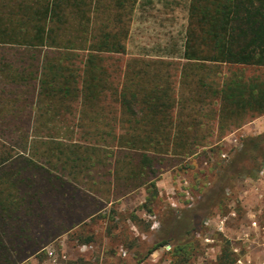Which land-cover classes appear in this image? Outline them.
I'll use <instances>...</instances> for the list:
<instances>
[{
	"label": "trees",
	"instance_id": "obj_1",
	"mask_svg": "<svg viewBox=\"0 0 264 264\" xmlns=\"http://www.w3.org/2000/svg\"><path fill=\"white\" fill-rule=\"evenodd\" d=\"M110 3L114 12L108 15L97 0H0V45L28 54L27 69L30 76L37 73L38 84L33 122L16 128L12 158L26 166L42 160L74 178L103 169L107 181L88 178L95 193L106 183L117 197L149 187L153 199L164 161L211 151L248 118L264 115V0H190V28L177 59L163 51L156 58H124L125 23L136 0ZM247 70L260 74L245 78ZM24 151L30 155L24 157ZM263 162L264 133L245 138L192 206L184 239L173 240L180 230L162 224L160 245L189 244L232 179L253 177ZM1 194L0 202H7ZM0 247L1 258L4 251L24 253L14 242L0 240ZM28 256L5 262L18 264Z\"/></svg>",
	"mask_w": 264,
	"mask_h": 264
},
{
	"label": "rangeland",
	"instance_id": "obj_2",
	"mask_svg": "<svg viewBox=\"0 0 264 264\" xmlns=\"http://www.w3.org/2000/svg\"><path fill=\"white\" fill-rule=\"evenodd\" d=\"M183 1L186 4L189 0H175L174 13L169 15L173 22L167 23V13L145 0L142 11L136 15L133 12L125 23L129 32L124 58L162 51L179 58L190 28ZM97 4L108 15L114 12L110 0H97ZM0 59V69L8 71L27 69L31 63L28 54L16 46L0 45ZM259 74L254 70L243 72L245 78ZM28 112L33 110L22 100L0 108V165L10 163L16 155L14 146L19 141L16 128L27 125L23 122H27ZM198 119L206 121V118ZM263 133L264 115L248 118L211 151L206 148L198 156L183 161L167 159L158 166L155 179L158 194L153 199H149L153 190L149 187L117 197L113 195L115 187L106 183L98 184V193H95L88 178L107 181L108 177H102L103 169L92 171L89 177L70 175L76 186L65 184L63 189H53L47 183V191L39 194L42 203L31 195L26 199L36 202L26 204L24 212L18 211L20 215L11 214L14 220L5 213L0 214L1 241L8 246L13 242L20 244L23 236L29 234L32 239L27 248L38 246L40 251L32 254L4 251L0 264H6L5 260L17 262L26 255L30 256L18 264H264V174L261 175L264 162L253 177L232 179L223 198L211 206L204 225L189 244L181 249L175 248L172 241L160 245L162 224H171L180 230L173 240L184 239L183 234L193 219L192 206L205 190L212 188L223 167L236 157L242 141ZM36 147L42 146L36 143ZM0 189L7 193V186ZM86 202L88 214L94 211L89 221L83 220ZM39 210L45 211L46 219H39ZM64 230L67 234L59 236ZM88 238L90 241L85 242Z\"/></svg>",
	"mask_w": 264,
	"mask_h": 264
},
{
	"label": "crops",
	"instance_id": "obj_3",
	"mask_svg": "<svg viewBox=\"0 0 264 264\" xmlns=\"http://www.w3.org/2000/svg\"><path fill=\"white\" fill-rule=\"evenodd\" d=\"M145 0H136L134 5V13L142 11L144 8ZM146 3H152L153 6L160 7L164 10L167 15L166 22H173L172 18L169 20V15L174 13L175 10V0H146ZM177 5V4H176ZM187 12V21L189 24V5L190 0L185 4V1L182 2ZM173 16V15H172ZM132 57L136 58H156L153 54H143L136 53L132 55ZM1 61V59H0ZM9 70V69H8ZM5 69H0V108L8 107V105L18 102L22 100L28 104V107L32 110L38 107V84H37V73L32 72V76H30V70L25 67L20 70L8 71ZM21 77L22 80H18ZM32 77V78H30ZM11 78H14L13 80ZM28 120L27 122H23V124L31 125L32 114L28 112ZM56 119V118H55ZM57 123V120L54 121ZM32 140V136L29 135L28 141ZM38 140H43L47 142V138H42ZM42 150L43 148L40 147ZM38 149L39 152H42L41 149ZM28 151H24L23 156L26 157L28 155ZM30 155V154H29ZM12 162V163H11ZM49 183V188H59L62 189L65 184L74 185V181L72 177L66 173H64L59 168L48 166L44 163V161H40L38 166H26L24 164H20L19 161L14 160L13 158L10 160L8 164L0 165V186H7V193L2 191L1 196L7 198V202H0V214H11L14 210H16L15 215L18 211L24 212L26 204H32L35 200L37 202H41V195L36 194V192H40V189L44 190L42 194H44L47 190L45 188L46 184ZM43 185V187L35 188V185ZM88 194V191H87ZM28 195V196H27ZM33 195L35 200H27L26 198ZM93 196V195H92ZM37 197V198H36ZM31 199H33L31 197ZM35 201V202H36ZM42 203V202H41ZM93 204V202L91 203ZM17 208H16V206ZM24 207V208H23ZM69 207V204H68ZM69 209V208H68ZM40 211V210H39ZM86 216L83 218L85 221H89L94 217V211L92 210L90 215L88 214V203L86 202ZM45 211L39 212V219H46ZM8 218V217H7ZM63 218V217H62ZM12 219V218H11ZM15 219V218H13ZM6 220V219H3ZM68 230V229H66ZM67 234V231H63L59 236ZM29 234L24 235L23 238L28 237ZM30 238V237H28ZM32 239V238H31ZM31 240L24 241L22 240L20 244L15 243L17 246L19 245L22 248V252H39L40 248L38 246L34 248H27L28 243ZM45 242V241H44ZM260 248V247H258ZM256 248V249H258ZM255 249V250H256ZM21 251V250H18Z\"/></svg>",
	"mask_w": 264,
	"mask_h": 264
},
{
	"label": "built area",
	"instance_id": "obj_4",
	"mask_svg": "<svg viewBox=\"0 0 264 264\" xmlns=\"http://www.w3.org/2000/svg\"><path fill=\"white\" fill-rule=\"evenodd\" d=\"M262 174H264V170H263V172H261V175H262ZM260 197H262V195H260ZM224 223H225V222L222 220V221H221V225L224 226ZM255 225H256V223L253 222V223H252V226H255ZM222 229H223V228H220V231H222ZM238 263H240V262H238Z\"/></svg>",
	"mask_w": 264,
	"mask_h": 264
}]
</instances>
